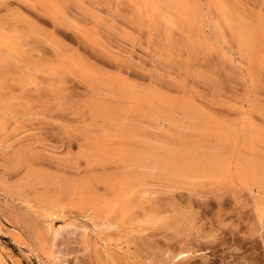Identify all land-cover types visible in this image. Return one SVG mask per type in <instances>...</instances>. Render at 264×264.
Listing matches in <instances>:
<instances>
[{
    "label": "rangeland",
    "instance_id": "374dc122",
    "mask_svg": "<svg viewBox=\"0 0 264 264\" xmlns=\"http://www.w3.org/2000/svg\"><path fill=\"white\" fill-rule=\"evenodd\" d=\"M183 1L165 15L157 0H0V264H264L261 196L239 180L264 160V0ZM170 101L203 117L191 145L221 152V174L184 180L109 153L141 140L112 138L98 104L165 120ZM159 124L157 142H176Z\"/></svg>",
    "mask_w": 264,
    "mask_h": 264
},
{
    "label": "bare ground",
    "instance_id": "6f19581e",
    "mask_svg": "<svg viewBox=\"0 0 264 264\" xmlns=\"http://www.w3.org/2000/svg\"><path fill=\"white\" fill-rule=\"evenodd\" d=\"M157 1L158 2H156V3H158L161 6V7L160 6H157V7L163 9V11H164L163 13L164 14L165 13H170L171 11L172 12L173 11H177L179 13L180 8H181L180 4L182 2H184L183 0H157ZM189 9L187 11H190ZM159 12L162 13L160 10H159ZM177 12H175V13H177ZM190 12H192V11H190ZM181 13H182V15L184 14V12H181ZM189 14L185 13L186 16L189 15ZM165 15H167V14H165ZM170 15H172V14H170ZM173 16L175 17L176 14L173 15ZM186 16H184V17H186ZM189 16H192V15H189ZM223 19H225V18H223ZM226 19H228V17ZM239 21H241V20H239ZM185 22H186V20H185ZM243 23L244 22H242V24ZM246 26H247V24H246ZM248 26H250V25H248ZM243 27L244 26L242 25L241 28L243 29ZM247 27H246L245 30H248ZM234 30H235V28H234ZM240 32H242V31H240ZM244 35H246V36H244L245 40H246V43L244 45H246V47L248 48L247 50L250 53V52H252V49H253L252 46H251L252 43L250 42L251 41L250 39L253 36L255 38V33H252V34H249V33L247 34L246 33ZM241 37L242 36L240 35V37L238 39H241ZM255 52H256V49H255ZM250 68H252V66ZM252 73H253V71H252ZM95 81L96 82H100L102 84V86H106L108 88H111L110 86H112L111 84L106 83V82L104 83V82H101V81H98V80H95ZM118 91H120V95L122 96L123 99H133V98H134V100L135 99H139L138 97H136L137 94H135L132 91H129L128 89H122L120 87V88H118ZM111 92H113V91H111ZM141 94H142V92L139 95H141ZM151 97H153V96H151ZM158 97L159 96H157V98ZM140 98H142V97H140ZM155 98H156V95H155ZM155 98L153 97L152 100L149 99L150 102L146 98L145 99L143 98L144 100H140V99L139 100L141 102H144V103L148 104V105H151L154 102H157V104L161 105L165 101V99L163 97L162 98L159 97L158 99L157 98L155 99ZM182 103H185V102H182ZM182 105L180 106L178 104H174V103L172 104V102H171V104H169V112L167 113V116H166L167 119L163 120L164 118L160 117L159 113L157 111L153 112V115H151V116L145 114L147 116H144L143 118H140L136 114V111L128 110V108H122L123 106L117 107V105H116L114 107L112 105L113 106L112 107L110 105L98 104V110L96 111L97 116L99 118L100 117L103 118L108 123H111V122L115 123L114 124V129H115L116 134H111L112 138L118 137V135H119V136H121V137H123L125 139L127 138L129 140L132 138V140H136L135 142H137V139H138L136 137H140L139 139L141 140V142L139 141V143H141V148L140 149L134 148L135 146L134 147L132 146V144H134V143H132V141H131V143H132L131 144L127 140H125L122 143H119V142L112 143L111 142L110 149H107V148H109L108 147L109 144L106 145L107 147L105 146V148L107 150H109V153L113 157H115V158L118 157V159H120L121 162L125 163V165L127 163H129V164L131 163V164H136V165H140V166H150V167H153L155 169H160L162 171H166V172L170 173L171 175L177 176L178 178H182V179L184 178V180L185 179H204V178H207V177H216L215 175H217L219 169H221L220 165L223 164L222 162L224 161V159L226 160V163L228 161H227V159L225 157L220 155V153H221L220 151H219L220 153L218 154L216 150H215L216 153H208V152H203V151H198V150L196 151L195 150L194 146L191 145L192 138H199L200 136L205 134L207 132L205 130L206 129V125H205V123L203 121V117L200 116L197 111H193L191 108L186 107V106H182ZM178 109L181 111L182 116H183V117H181V119H177L175 117L176 116L175 115V111L178 110ZM163 121H166L169 124L171 130L174 133L172 135L177 137L176 139H177L178 142L177 141L175 142V140H174L175 137L172 138V139L168 137L170 140L167 137H165V139H167V140L164 139L165 141L164 140L161 141L162 144H160L159 142H157L159 140L158 136H156L153 132H152V134H150L151 133L150 129H153L152 131H154V129H156V130L159 129V125H160L159 123L163 122ZM250 127H252V126H250ZM147 129H149L150 132L147 131ZM112 133H114V132H112ZM217 137H219V136L217 135ZM255 137H256L257 140H259V141L261 140V139H258V137L256 136L255 131H253V130L248 131L247 138L249 139V142H252V140H255ZM108 138H110V137H108ZM244 139H245V137H244ZM160 140H161V137H160ZM189 140H190V143H189ZM93 142L95 144H94V147H93L92 151L95 152L98 155L96 157H98V159L100 160V159H102V156H101L102 153H105V149L100 144V142H98V140H95ZM218 142H219V140H218ZM261 142L264 143V138L261 140ZM261 142L260 143L258 142V143L261 145ZM176 144H177L178 147H179V144H182L183 147H181V145H180L181 149H179L178 147L176 148V146H175ZM187 144H190V147L189 146L187 147L186 146ZM217 144H218L217 146H219V143H217ZM253 145H255V144H253ZM185 146L187 147L186 149H184ZM138 147H140V145H138ZM241 147H244L243 149L245 150V146H241ZM221 148L218 149V150H221ZM224 148L225 147H223L222 150ZM253 148H250V149H253ZM240 149H242V148H240ZM224 150H226V149H224ZM228 150L230 152V149H228ZM246 151H248V150H246ZM251 151L252 150H250V152ZM250 152H249V154H250ZM245 153H248V152H245ZM227 154L229 155L230 153H227ZM227 154L225 153V155H227ZM240 154H242V153L240 152ZM238 156H240V155L238 154ZM253 156H255V154H253ZM103 157L105 158V156H103ZM226 157H229V156H226ZM253 160L251 162L249 161V159H248V162L245 161V163L247 162L246 165H245L247 168L245 169V171H242L239 174V176L241 178L239 180H242V182H244L247 185V190H248V192L250 194H252V195L256 194V195L261 196L259 200H256L257 201L256 204L258 205V207L261 208V207H264V163H263L264 160L261 159V160H263L262 161V165L257 164L256 161H253ZM102 161L103 160H101V162ZM104 161L106 162L105 159H104ZM101 162H98V163L102 164ZM240 162H239V164H241ZM242 164H244V162H242ZM143 170H145V169H143ZM237 172H239V171H237ZM218 174H221V172L218 173ZM102 177H104V175H102ZM102 177H100V178H102ZM105 178L107 179V177H105ZM82 184H84V183H82ZM66 186H68V185H66ZM70 187L71 186L67 187V191H70V189L68 190V188H70ZM256 199H257V197H256Z\"/></svg>",
    "mask_w": 264,
    "mask_h": 264
}]
</instances>
